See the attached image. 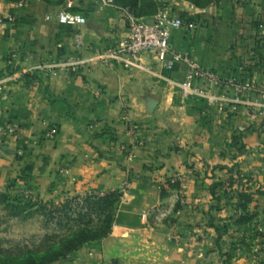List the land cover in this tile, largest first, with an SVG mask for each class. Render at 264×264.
<instances>
[{
    "label": "crops",
    "instance_id": "obj_1",
    "mask_svg": "<svg viewBox=\"0 0 264 264\" xmlns=\"http://www.w3.org/2000/svg\"><path fill=\"white\" fill-rule=\"evenodd\" d=\"M64 1L0 11V126H15L12 135L0 134V189L13 182L15 190L55 202L121 192L109 234L57 264H212L209 186L223 179L218 166L229 163L235 134L246 148L259 149L254 164H264V98L201 82L210 101L184 97L178 84L185 66L167 70L150 53L131 67L88 60L53 75L44 66L89 59L94 48L113 47L125 36L120 14L97 10L94 0H72L84 17L80 27L57 23ZM188 3L170 0L175 14L200 25L173 30L172 47L190 49L223 78L264 86V0H220L205 12L190 11ZM9 14L17 21L10 23ZM15 48L16 70L8 60ZM51 126L57 133L48 139Z\"/></svg>",
    "mask_w": 264,
    "mask_h": 264
},
{
    "label": "rangeland",
    "instance_id": "obj_2",
    "mask_svg": "<svg viewBox=\"0 0 264 264\" xmlns=\"http://www.w3.org/2000/svg\"><path fill=\"white\" fill-rule=\"evenodd\" d=\"M32 1L0 0V11L19 6V3L25 6ZM135 1H140L141 4L155 2ZM192 1L210 6L220 0ZM151 11L150 8L147 12ZM140 13L142 16L145 12ZM6 19L10 23L17 21L14 14L7 15ZM16 49L10 52L8 60ZM235 135L239 138L241 136ZM231 140L226 151L230 161L226 165L218 166L225 171V175L223 179L214 181L221 182L216 191L220 197L218 208H213L214 215L207 220V226L213 230L212 242L216 255L212 264H264V164H254L257 157L262 158V155L256 157L254 152L257 148H246L241 139L236 146L230 147L233 146ZM9 184L5 189H0V264H57L70 259L84 247L99 243L109 234L100 240L92 238L65 253L63 249L69 239L82 226L74 221L63 220L58 223L56 219L47 220L46 213L65 200L76 197L74 201L71 199L74 210L71 216L74 218L80 210L83 196L93 192L73 194L55 202L33 198L26 190H15ZM240 194L249 196L250 201L239 202ZM215 203L214 201L213 204ZM98 225L97 218L93 217L90 227L95 229Z\"/></svg>",
    "mask_w": 264,
    "mask_h": 264
},
{
    "label": "built area",
    "instance_id": "obj_3",
    "mask_svg": "<svg viewBox=\"0 0 264 264\" xmlns=\"http://www.w3.org/2000/svg\"><path fill=\"white\" fill-rule=\"evenodd\" d=\"M156 3L155 12L149 16H139L129 7L119 6L113 0H94L97 10L110 8L117 11L125 23V36L120 38L117 44L109 48H94L89 59L66 60L59 64L44 66L51 74H57L65 66L85 65L88 60H95L100 63H121L124 67H131L136 64L138 58L143 53H150L154 56L159 64L167 69H173L176 63H181L185 66V75L179 88L184 97H201L211 100L208 91L200 88L196 82L212 84L219 88H232L241 97L248 93H253L259 98H264V86L255 84L249 81L235 80L231 77L223 78L212 70L202 66L199 62L193 59L190 49H175L170 44V36L173 30H182L191 32L196 30L200 21L192 17H183L174 13L170 0H154ZM21 5V3H19ZM73 1L65 0L62 8L56 13V21L62 25H71L76 28L84 23V17L72 10ZM190 11L199 10L205 12L204 8L196 7L192 3H188ZM151 19L149 23L147 20ZM81 32L77 29L74 34L75 44L82 45ZM17 54H12L9 61L14 68L16 64L14 59ZM4 82L0 80V90L4 89ZM251 104H257L251 102ZM15 132V126L6 124L0 126V134L12 135ZM134 132V127L131 122L126 120L125 135L131 136ZM57 133L56 128L47 127L44 131V136L52 139ZM124 148V147H122ZM17 155H22V150L17 151ZM65 174H68L67 169H61Z\"/></svg>",
    "mask_w": 264,
    "mask_h": 264
},
{
    "label": "trees",
    "instance_id": "obj_4",
    "mask_svg": "<svg viewBox=\"0 0 264 264\" xmlns=\"http://www.w3.org/2000/svg\"><path fill=\"white\" fill-rule=\"evenodd\" d=\"M113 1L115 2V4L119 6H125V7L127 6L131 8L139 16L141 14L140 12L142 13L145 12L144 15H142L144 17L151 16L156 9L155 2L153 4L147 1L146 3L141 4L140 1L138 2L135 0H113ZM187 1L199 8L207 7V4L206 5L201 4L192 0H187ZM150 8L152 9V11L147 12L149 11ZM13 71L14 70L9 69V73H13ZM23 76L27 80L30 77H32L29 74H24ZM231 142L233 146H230L231 144L229 146L234 147L237 145L238 142H240V138L236 135H233ZM239 150H241V148ZM9 186L14 187L13 182H11ZM220 186H221V182H213L209 186V193L211 196V200L212 202L214 201L216 202L215 204L211 205V209L218 208L220 197L219 195L216 194V191L218 188H220ZM120 197H121V192L118 190L109 191L104 194H98V193L85 194L82 198V205L79 206L80 210L76 212L74 218L71 216L72 212L74 211L72 208L71 199H73L74 201L76 197L75 199L74 197L69 199L70 201L65 200L58 207H54L52 208V210H49L46 213L47 220L56 219L58 223H61L63 220L74 221L82 226V228L77 232H75L72 238L69 239V242L63 249V252L68 253L71 250L77 248L78 246H81L83 243H86L88 240L92 238L100 240L102 237L107 235L110 232L111 227L115 221V211L117 208V204L120 200ZM244 197H246V200ZM238 201L249 202L250 197L247 195L245 196L240 194L238 196ZM49 205L51 206L52 204L49 203ZM241 205L243 206V203H241ZM93 217H96L99 222V225L95 229H93V227L92 228L90 227L93 221Z\"/></svg>",
    "mask_w": 264,
    "mask_h": 264
},
{
    "label": "water",
    "instance_id": "obj_5",
    "mask_svg": "<svg viewBox=\"0 0 264 264\" xmlns=\"http://www.w3.org/2000/svg\"><path fill=\"white\" fill-rule=\"evenodd\" d=\"M147 21H148L149 23H151V22H152V20H151V19H148Z\"/></svg>",
    "mask_w": 264,
    "mask_h": 264
}]
</instances>
